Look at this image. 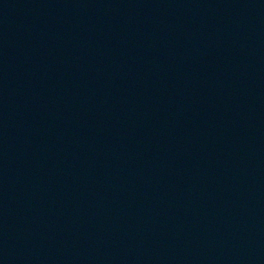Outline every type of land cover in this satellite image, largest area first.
Returning <instances> with one entry per match:
<instances>
[{"label":"water","instance_id":"obj_1","mask_svg":"<svg viewBox=\"0 0 264 264\" xmlns=\"http://www.w3.org/2000/svg\"><path fill=\"white\" fill-rule=\"evenodd\" d=\"M0 264H264V0H0Z\"/></svg>","mask_w":264,"mask_h":264}]
</instances>
